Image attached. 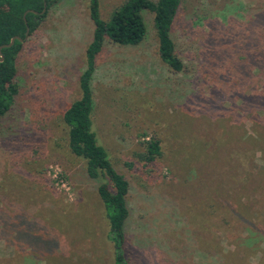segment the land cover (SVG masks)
Instances as JSON below:
<instances>
[{"label": "rangeland", "instance_id": "obj_1", "mask_svg": "<svg viewBox=\"0 0 264 264\" xmlns=\"http://www.w3.org/2000/svg\"><path fill=\"white\" fill-rule=\"evenodd\" d=\"M123 1L99 0L101 19ZM88 5L54 2L17 59L0 119L2 264H113L97 183L63 121L81 94ZM147 26L138 46L105 43L91 82L97 142L130 183V263L264 264V0H183L180 74L158 57L151 14ZM152 137L161 156L145 166Z\"/></svg>", "mask_w": 264, "mask_h": 264}, {"label": "trees", "instance_id": "obj_2", "mask_svg": "<svg viewBox=\"0 0 264 264\" xmlns=\"http://www.w3.org/2000/svg\"><path fill=\"white\" fill-rule=\"evenodd\" d=\"M56 1L0 0V46L8 44L14 36L24 39L27 28V38L34 34L46 18L50 6ZM182 1L124 0L107 20H103L99 13V0H89V17L94 29L92 40L84 53L85 69L79 77L81 94L64 112L63 121L68 128L70 152L85 161L87 177L97 183V194L108 221L107 239L113 249V264H131L126 237L130 217L127 202L130 183L114 168L107 151L98 144L92 129L95 102L91 82L96 70V58L107 42L124 47L142 44L148 38L147 16L151 14L159 59L173 74L184 73L186 67L178 56L177 45L172 36ZM44 2L46 11L41 15ZM28 10L38 14L27 13L25 23L23 15ZM26 39L22 43L15 41L12 47L1 50L4 59L0 62V119L10 110L19 92L16 63ZM143 147L140 159L145 166L160 158V143L155 137L143 142ZM248 233L254 235V232ZM247 241L252 240L248 237ZM3 263L13 262L9 259Z\"/></svg>", "mask_w": 264, "mask_h": 264}, {"label": "water", "instance_id": "obj_3", "mask_svg": "<svg viewBox=\"0 0 264 264\" xmlns=\"http://www.w3.org/2000/svg\"><path fill=\"white\" fill-rule=\"evenodd\" d=\"M45 11H46V3L44 2V7H43V10L40 12V14H41V15L44 14ZM27 13L38 14L37 12L32 11V10H28V11H26V12L24 13V15H23V20H24L25 23H26L25 16H26ZM28 32H29V29L27 28V30H26V36H25L24 39H22V38H20V37H18V36H14V37H12V38L10 39V41H9L8 44H4V45L0 46V62H2L3 59H4L1 50H2V49H5V48H10V47H12V46L14 45V42H15V41H18V42L22 43V42L27 38V36H28Z\"/></svg>", "mask_w": 264, "mask_h": 264}]
</instances>
